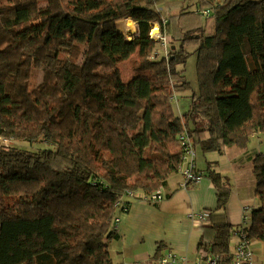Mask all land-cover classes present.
<instances>
[{
  "label": "trees",
  "instance_id": "trees-1",
  "mask_svg": "<svg viewBox=\"0 0 264 264\" xmlns=\"http://www.w3.org/2000/svg\"><path fill=\"white\" fill-rule=\"evenodd\" d=\"M164 1L0 0V264H112L115 218L129 200L167 197L164 185L187 156L199 179L179 186L203 177L216 192L200 260L230 264L235 236L264 242V152L250 156L259 203L239 224L225 210L229 177L217 161L199 168L194 157L196 149L246 150L264 134V78L254 79L264 62V0H190L165 19ZM186 16L192 22L180 26ZM124 18L137 22L132 38L118 29ZM155 21L170 36L158 60ZM189 46L197 89L176 115L173 94L189 87ZM134 52L124 81L117 64Z\"/></svg>",
  "mask_w": 264,
  "mask_h": 264
},
{
  "label": "crops",
  "instance_id": "crops-1",
  "mask_svg": "<svg viewBox=\"0 0 264 264\" xmlns=\"http://www.w3.org/2000/svg\"><path fill=\"white\" fill-rule=\"evenodd\" d=\"M251 155L247 156L248 161H251ZM235 166L241 164L235 163ZM234 174L237 176V172ZM181 180L182 177L177 174L171 175L163 188L167 197L157 204L139 199L129 200L128 212L119 214L118 237L108 243L112 264H161L157 259L166 251L177 257L184 256L185 264H196L197 259H200L196 249L202 222L194 217L199 210L215 208L216 192L207 178H203L199 184H188L187 187L179 186ZM254 188L255 185L252 192ZM253 195L243 198L239 194L235 199H228L225 210L230 223H241L246 208L258 205V198ZM237 242L238 237L231 239L232 251ZM158 244L162 247L158 251L160 256L155 258ZM248 248L252 251V264H264V242L251 240Z\"/></svg>",
  "mask_w": 264,
  "mask_h": 264
},
{
  "label": "rangeland",
  "instance_id": "rangeland-1",
  "mask_svg": "<svg viewBox=\"0 0 264 264\" xmlns=\"http://www.w3.org/2000/svg\"><path fill=\"white\" fill-rule=\"evenodd\" d=\"M190 0H165L162 9H160V12L162 14V18H164L167 14V11L170 10L172 12H177L181 6L189 4ZM165 6V7H164ZM193 6H190V9H192ZM195 9V8H194ZM201 22L205 20L203 16H199ZM126 19V18H124ZM130 20L135 21L134 19L127 18ZM165 19V18H164ZM210 22L208 23L207 27L205 29L208 30L209 33L213 32L215 29V23L213 21V18H211ZM191 18L190 17H184L182 20L179 21L180 26L188 25L190 24ZM136 24V31H137V22L135 21ZM120 26L122 28H125L124 25ZM156 27L158 33L160 34L161 37H154V40L156 41L155 46L151 52V59L158 60L165 56L168 53V46L167 42L169 41L170 36L169 35H164L161 33L160 28H159V23L158 22H153L151 25V29ZM80 29H86L87 26L85 24H80L79 25ZM256 28L253 27V31L255 32ZM135 31V32H136ZM150 31V30H149ZM137 33V32H136ZM128 38H132L133 36L128 35L126 32L124 33ZM151 34V31H150ZM152 35V34H151ZM163 35V36H162ZM253 35V32H252ZM162 37H165V41H163ZM188 50H190L191 55H187L188 57L186 58V63H185V75L186 79L188 80L187 82L189 83V87L185 90L181 91H176L175 94H173V112L176 115H181L184 111L187 110V107L190 102V95L192 91H196L197 89V76H196V68H195V61H196V55L193 52V48L191 46L188 47ZM136 52L130 55L126 60L121 61L120 63L117 64L118 71L120 72L121 79L126 81L128 80L135 69L136 66V61L138 62ZM261 70L255 74L254 79H261L264 78V62L261 64ZM105 73L104 71H101ZM102 79V78H101ZM103 80V79H102ZM257 136V137H256ZM13 144L18 146H24L26 145V148H30V146L27 143H20L18 141H13ZM248 147L246 150L238 148L236 146L232 147H227L225 148V152L223 154H218L214 151H208V152H202L200 149H196L194 157L195 161L197 160V166L199 168H202L205 166V161L206 160H217V166L216 169L217 171H220L222 174L227 175L229 177V184L231 191L229 193L230 196H228L230 199H235L237 195L240 194L243 198H248L252 197L253 195V187L255 185V179L249 171V167L252 168V163L251 161H248V155L252 154V152H264V134H260L259 136L254 134L253 137H251L250 142L247 143ZM33 145L32 147H34ZM235 163L241 164V166L236 167ZM238 165V164H237ZM185 170V169H184ZM239 171V173H238ZM182 172V167L180 168V174L176 172L177 176L182 177V180L180 182L181 185H184V177ZM234 172H237V176H235ZM243 175V177L241 176ZM251 175V176H250ZM203 177L201 178L202 181ZM200 181V182H201ZM246 183H249V185H246ZM199 212H206L204 210H199ZM209 217H207L205 220L202 221V223L206 222ZM244 221V219H243ZM235 238V237H232ZM234 243V241H233ZM136 264V263H135Z\"/></svg>",
  "mask_w": 264,
  "mask_h": 264
},
{
  "label": "built area",
  "instance_id": "built-area-1",
  "mask_svg": "<svg viewBox=\"0 0 264 264\" xmlns=\"http://www.w3.org/2000/svg\"><path fill=\"white\" fill-rule=\"evenodd\" d=\"M201 14L203 16H207L209 15V10L208 9H203L201 10ZM151 35V34H150ZM159 37L160 34L158 33ZM163 36V35H162ZM151 37L154 39L153 35H151ZM158 37V36H157ZM163 41H165V37H162ZM184 144V142L182 143ZM193 155V154H192ZM191 157H186L184 158V163L182 165V174L185 180H198L199 177L198 175H195L192 171V166L190 164V159ZM185 169V170H184ZM160 199V195H158L157 193L152 194L150 193L148 196H146L144 198V200H151V201H158ZM247 208L244 211V215H243V219L244 221L247 218ZM205 211V210H204ZM194 217V214L192 215ZM209 216L208 211L206 212H197V214H195V219H197V221L202 222L203 220H205L207 217ZM119 217L115 218V225L113 226V228H117L118 227V223H119ZM244 241V240H243ZM249 247V244L244 241V242H238L235 244L234 246V253H233V257L232 260L230 261V264H252V251ZM157 261H159L161 264H185L186 262V258L184 256H179L177 257L174 253L170 252V251H166V253L162 254ZM215 260L213 258H208V260L206 261H202L200 259H197V262H195L196 264H216L214 262Z\"/></svg>",
  "mask_w": 264,
  "mask_h": 264
},
{
  "label": "bare ground",
  "instance_id": "bare-ground-1",
  "mask_svg": "<svg viewBox=\"0 0 264 264\" xmlns=\"http://www.w3.org/2000/svg\"><path fill=\"white\" fill-rule=\"evenodd\" d=\"M121 25H124L125 28H122ZM118 29L120 32H126L128 35L130 36H134L136 34V24L135 21L130 20V19H122V20H118ZM151 34L154 35L155 37L158 36V31L157 28L154 27L151 30Z\"/></svg>",
  "mask_w": 264,
  "mask_h": 264
},
{
  "label": "water",
  "instance_id": "water-1",
  "mask_svg": "<svg viewBox=\"0 0 264 264\" xmlns=\"http://www.w3.org/2000/svg\"><path fill=\"white\" fill-rule=\"evenodd\" d=\"M174 46H172V48H173Z\"/></svg>",
  "mask_w": 264,
  "mask_h": 264
}]
</instances>
